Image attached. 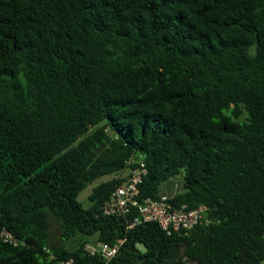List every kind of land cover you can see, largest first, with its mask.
Masks as SVG:
<instances>
[{"label": "trees", "instance_id": "16d2710c", "mask_svg": "<svg viewBox=\"0 0 264 264\" xmlns=\"http://www.w3.org/2000/svg\"><path fill=\"white\" fill-rule=\"evenodd\" d=\"M138 160L139 199L180 174L169 201L202 219L101 213ZM1 228L0 264H259L264 0H0Z\"/></svg>", "mask_w": 264, "mask_h": 264}, {"label": "built area", "instance_id": "2783aa9c", "mask_svg": "<svg viewBox=\"0 0 264 264\" xmlns=\"http://www.w3.org/2000/svg\"><path fill=\"white\" fill-rule=\"evenodd\" d=\"M144 172L142 160H138L137 164L126 169V172L122 173L123 180L115 185L108 196L102 200L99 207L101 213L128 218L127 216L134 209L135 213L130 215L128 226L136 222L152 220L167 234L177 230L185 231L202 219V213L205 210L203 204L194 207H188L184 203L173 204L169 201L168 194L163 192L154 197L147 196L139 199L137 184ZM0 238L4 241L16 242L15 237L5 228L0 229ZM85 248L91 253L97 252L102 260H107L115 253L117 244L99 241L93 245H85ZM59 264L77 263L72 257L67 256L60 258ZM259 264H264V240L263 258Z\"/></svg>", "mask_w": 264, "mask_h": 264}, {"label": "rangeland", "instance_id": "374dc122", "mask_svg": "<svg viewBox=\"0 0 264 264\" xmlns=\"http://www.w3.org/2000/svg\"><path fill=\"white\" fill-rule=\"evenodd\" d=\"M126 172V169L123 171V173ZM108 177V175L100 176L92 181L88 182L85 184V186L78 192L77 198L81 201L82 206H87L88 205V200L86 199V195L89 192L91 186L98 180L103 179ZM181 188V179H180V174L174 175L164 183H161L159 185V189L161 192L165 194H171L174 191H177L178 189ZM49 234H50V240L53 244H58L60 242V235H59V230L54 222H50L49 225ZM69 245V244H67ZM88 245H93V243H87L86 246ZM183 264H192L189 261H184Z\"/></svg>", "mask_w": 264, "mask_h": 264}, {"label": "flooded vegetation", "instance_id": "af4514ba", "mask_svg": "<svg viewBox=\"0 0 264 264\" xmlns=\"http://www.w3.org/2000/svg\"><path fill=\"white\" fill-rule=\"evenodd\" d=\"M163 264H170V263H163Z\"/></svg>", "mask_w": 264, "mask_h": 264}]
</instances>
